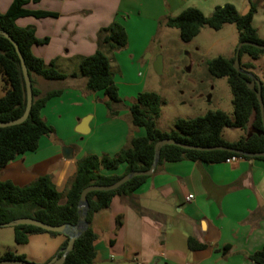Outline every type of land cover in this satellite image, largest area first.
<instances>
[{
	"label": "crops",
	"instance_id": "crops-1",
	"mask_svg": "<svg viewBox=\"0 0 264 264\" xmlns=\"http://www.w3.org/2000/svg\"><path fill=\"white\" fill-rule=\"evenodd\" d=\"M12 1L0 0V12H7ZM194 1L30 0L27 9L57 15H27L16 22L21 27L33 26L39 39H48L34 44L32 51L65 73L78 71L81 59L98 51L103 28L114 21L125 26L128 45L113 52L106 49L123 103L119 114L111 117L105 92L89 90L84 76L65 80L35 76L42 93L62 89L42 108V117L54 131L40 138L37 150L0 166V181L24 186L49 175L65 203L81 158L114 156L133 138L144 136L146 130L132 123L129 111L143 87L142 81L133 78L138 76V54L151 49L158 33L168 27V16L199 7ZM250 10L251 3H245L241 11ZM258 32L264 39V32ZM8 86L0 72V98ZM122 86L131 89L122 92ZM253 120L231 136L225 128L223 137L235 142L259 133ZM125 168L123 164L103 173L121 174ZM92 227L97 234L93 264H259L251 256L264 247V160L164 162L133 195L114 196L107 209L94 215ZM190 237L203 247L190 248ZM66 238L63 233H35L27 243L9 250L46 263L58 255Z\"/></svg>",
	"mask_w": 264,
	"mask_h": 264
},
{
	"label": "trees",
	"instance_id": "trees-1",
	"mask_svg": "<svg viewBox=\"0 0 264 264\" xmlns=\"http://www.w3.org/2000/svg\"><path fill=\"white\" fill-rule=\"evenodd\" d=\"M30 0H13L7 12H0V29L6 30L18 42L25 57L33 83L34 101L28 118L16 125L0 126V166H5L18 156L37 150L40 138L50 135L54 129L42 117V108L47 101L62 93V89L42 93L37 88L35 76L46 80H65L84 76L86 87L89 90H103L107 96L106 106L111 117L120 112L123 99L115 81V74L111 68L110 52L121 50L128 45V33L125 26L114 21L109 27L103 28L99 33V49L90 56L83 57L79 70L71 73L60 71L54 62L47 65L45 61L36 56L32 46L45 43L48 39H39L33 26L21 27L16 20L19 17L34 15L45 17L57 13L37 10L32 11L25 7ZM256 5L251 3V10L242 14L233 3L216 5L210 15H205L198 7L190 6L177 15L166 18L168 27L178 28L184 41H191L202 30L209 26L215 30L221 29L225 24L233 23L239 31L240 41H255L264 43L258 29L253 25V16ZM236 51L233 57L218 56L209 60L208 69L214 77H227L233 91L234 116L222 110H209L207 113L194 118H177L171 131L162 130L157 125L165 103L163 97L155 91H142L138 94L135 103L129 107L132 123L146 130L144 136L135 137L130 145L121 149L116 155L98 156L86 155L77 163L76 173L66 191V202L62 203L63 193L57 190L51 176L38 177L30 184L19 186L12 181H0V223L9 222L21 217H34L44 222L61 225H76L81 213L78 210L82 191L91 184H111L123 175L134 170L149 169L154 161L156 143L166 137H173L178 141L192 145L217 146L227 145L243 151H264V124L261 115L259 98L255 89L248 86L252 78L235 66ZM248 53L253 58L264 54V49L253 45H244L240 57ZM246 70L252 71L253 64H241ZM0 72L4 74L9 84L6 94L0 98V120L9 121L22 116L27 105V88L22 69L21 59L15 45L0 33ZM253 72V71H252ZM254 77L259 79L257 74ZM264 98V82H262ZM254 117L253 125L259 133L246 137L242 136L235 142H228L223 137L225 128L246 129ZM232 155L252 158L241 153L228 150H197L187 149L174 144H167L161 148L159 165L164 162L181 160H194L204 162H220ZM264 160V156L259 157ZM125 164L126 168L121 174H106L103 170H117ZM157 166V167H158ZM149 176L139 175L130 179L114 190L91 191L88 194L87 220L89 227L76 239L74 248L68 253L63 264H93L97 252L94 241L97 234L92 227L93 217L96 213L109 207L114 196H131L146 181ZM59 232L47 231L43 228L20 224L14 226V239L17 244H25L35 233ZM69 243V236L62 244L58 255L61 256ZM189 247L202 248L195 238H189ZM5 258L26 259L23 254H16L7 250L0 254V260ZM251 258L264 264V247L255 252Z\"/></svg>",
	"mask_w": 264,
	"mask_h": 264
},
{
	"label": "rangeland",
	"instance_id": "rangeland-1",
	"mask_svg": "<svg viewBox=\"0 0 264 264\" xmlns=\"http://www.w3.org/2000/svg\"><path fill=\"white\" fill-rule=\"evenodd\" d=\"M205 15H210L215 5L233 3L242 13L245 3H253L256 10L253 25L264 32V0H195ZM240 43L239 31L233 23L215 30L209 26L191 41H184L175 27L161 30L151 49L138 54L137 77L142 81V91H155L165 100L157 125L174 128L177 118L204 115L209 110H222L234 116L233 91L227 77H214L208 62L218 56L231 58ZM161 59L162 72L158 73L155 63ZM252 63L253 71L264 82V54L258 58L248 53L241 56V64ZM140 88V87H139ZM129 86H122L130 90ZM120 91V90H119ZM124 94V93H123ZM240 128H227V134L240 133ZM13 226H0V254L16 246Z\"/></svg>",
	"mask_w": 264,
	"mask_h": 264
},
{
	"label": "water",
	"instance_id": "water-1",
	"mask_svg": "<svg viewBox=\"0 0 264 264\" xmlns=\"http://www.w3.org/2000/svg\"><path fill=\"white\" fill-rule=\"evenodd\" d=\"M0 33H2L4 36H6L8 39L11 40V42L15 45L17 53L21 59L22 63V69H23V74L25 78V83H26V88H27V105L25 112L22 116L19 118L9 120V121H3L0 120V126L1 127H8L16 124H20L24 122L32 109L33 106V101H34V93H33V83H32V78L29 73L28 66L26 64V60L24 55L21 52L20 46L17 41H15L12 36L6 31L0 29ZM244 45H253L255 47L264 49V43H258L255 41H240L239 45L237 46V51H236V57H235V62L234 66L238 71H243L247 75H249L252 79L249 80L248 86L252 89H255L257 92V96L259 98V103H260V109H261V115H262V120L264 124V98H263V88H262V81L256 77H254V74L252 71L246 70L242 67L241 65V57H240V52L241 48ZM155 69L158 73L162 72V61L159 59L155 63ZM167 144H174L181 146L183 148L187 149H197V150H228V151H233L236 153H241L243 155L249 156V157H262L264 156V151H258V152H249V151H243L231 146L227 145H217V146H200V145H192L188 144L185 142L178 141L177 139L173 137H166L164 139L159 140L156 145H155V156H154V161L153 164L149 169L145 170H134L132 172H129L125 175H123L120 179L115 181L114 183L111 184H91L87 186L81 193V198L79 200V205H78V210L81 213V216L77 222L76 225H70V224H61V225H53L47 222H44L42 220L36 219L34 217H21L9 222H4L0 223V226H17L20 224H29V225H34L40 228H43L47 231H54V232H59L63 233L67 236H69V243L67 247L64 248V252L61 256L56 255L54 256L50 261L46 263H41V264H63L66 261L68 253L74 248V244L76 239L82 234L84 230H86L89 227V222L87 220V213H88V194L91 191H96V190H102V191H109V190H114L120 187L122 184L125 182L129 181L130 179L134 178L135 176L139 175H147L150 176L152 175L160 161L161 157V148L164 145ZM67 148V147H66ZM66 150H71L69 147ZM0 264H40V263H35L33 261L27 260V259H17V258H5L0 260Z\"/></svg>",
	"mask_w": 264,
	"mask_h": 264
},
{
	"label": "built area",
	"instance_id": "built-area-1",
	"mask_svg": "<svg viewBox=\"0 0 264 264\" xmlns=\"http://www.w3.org/2000/svg\"><path fill=\"white\" fill-rule=\"evenodd\" d=\"M243 157L242 156H238V155H232L230 157H227L224 162L226 163H233V162H237L239 161L240 159H242ZM192 196H190L191 198Z\"/></svg>",
	"mask_w": 264,
	"mask_h": 264
}]
</instances>
